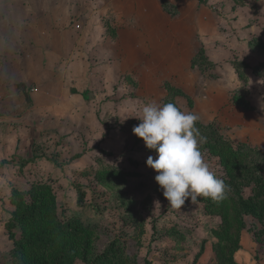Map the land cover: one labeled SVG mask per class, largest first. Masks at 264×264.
Returning a JSON list of instances; mask_svg holds the SVG:
<instances>
[{
	"label": "rangeland",
	"instance_id": "374dc122",
	"mask_svg": "<svg viewBox=\"0 0 264 264\" xmlns=\"http://www.w3.org/2000/svg\"><path fill=\"white\" fill-rule=\"evenodd\" d=\"M239 3L0 0V263L11 264V190L49 183L64 218L92 225V255L116 239L137 264H229L212 232L220 218L199 200L168 205L146 166L156 152L132 129L145 103L171 102L234 146L264 154V70L253 72L264 50L249 44H264V0ZM232 61L248 64L245 80ZM20 82L28 104L11 88ZM201 152L222 177L217 158ZM249 163L262 166L264 179V155ZM259 227L244 216L238 264H264Z\"/></svg>",
	"mask_w": 264,
	"mask_h": 264
},
{
	"label": "trees",
	"instance_id": "16d2710c",
	"mask_svg": "<svg viewBox=\"0 0 264 264\" xmlns=\"http://www.w3.org/2000/svg\"><path fill=\"white\" fill-rule=\"evenodd\" d=\"M235 2L242 4L241 0ZM249 44L264 50L263 41L259 37L252 39ZM231 64L238 72V77L245 80L244 70L248 64L243 61H232ZM261 67H264V64L255 65L253 72L258 74L264 70ZM11 88L18 100L25 104L30 102L29 87L24 82L13 83ZM196 127L206 137V142L201 147L217 158L223 170V176L220 178L228 187L234 189L236 194L235 198L226 195L221 201L204 197L198 200L206 214L218 216L221 220L220 225L212 230L215 236L222 238L219 244L220 253L224 257L226 254L229 264H238L234 253L240 246L245 215L251 216L260 224L253 234L257 241L264 242V179L261 176L263 168L249 163L251 156L264 154L241 143L234 146L212 124L201 125L197 121ZM247 187L251 193L245 197L241 191ZM74 188L77 192V202L81 205L84 199L83 187L75 184ZM9 201L13 209L5 229L12 242L9 251L11 264H75L76 260L86 264H137L135 254L124 250L116 239L92 255L89 239L92 225L84 223L77 216L64 218V213H59L56 195L49 183H34L26 189L13 188ZM198 257L199 254L195 260ZM145 264L150 263L145 261Z\"/></svg>",
	"mask_w": 264,
	"mask_h": 264
},
{
	"label": "clouds",
	"instance_id": "9594fccd",
	"mask_svg": "<svg viewBox=\"0 0 264 264\" xmlns=\"http://www.w3.org/2000/svg\"><path fill=\"white\" fill-rule=\"evenodd\" d=\"M137 119L140 123L133 127V134L156 152L155 158L147 157L146 166L158 173L154 179L168 205L181 209L189 198L192 202L200 197L213 201L226 198L227 185L201 152L206 137L196 127L198 114L181 111L171 102H150L144 104Z\"/></svg>",
	"mask_w": 264,
	"mask_h": 264
}]
</instances>
